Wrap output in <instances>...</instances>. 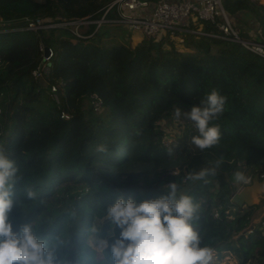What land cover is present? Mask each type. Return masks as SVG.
Instances as JSON below:
<instances>
[{
  "label": "trees",
  "instance_id": "trees-1",
  "mask_svg": "<svg viewBox=\"0 0 264 264\" xmlns=\"http://www.w3.org/2000/svg\"><path fill=\"white\" fill-rule=\"evenodd\" d=\"M111 1L0 0V149L18 167L13 224L31 222L49 242H63L73 264H99L106 253L90 242L89 231L97 208L121 195L158 198L175 183L177 195L198 206L193 224L202 245L220 257L232 254L235 264H264V228L257 223L245 232L256 206L231 201L236 172L264 177V56L240 41L192 32L183 35L185 51L169 36L144 37L135 46L114 42L109 28L121 23L81 25L82 36L71 26H50L100 19ZM223 6L242 39L264 44V3L223 0ZM31 19L50 27L27 29ZM221 20L190 28L222 33ZM42 46L54 55L49 74L35 77ZM213 89L226 97L212 121L219 144L203 151L192 145L197 132L190 122L165 144L175 108L190 111ZM101 145L105 153L96 152ZM212 168L214 174L190 182ZM27 188L37 192L35 200L27 199Z\"/></svg>",
  "mask_w": 264,
  "mask_h": 264
},
{
  "label": "clouds",
  "instance_id": "clouds-1",
  "mask_svg": "<svg viewBox=\"0 0 264 264\" xmlns=\"http://www.w3.org/2000/svg\"><path fill=\"white\" fill-rule=\"evenodd\" d=\"M225 103L226 97L213 89L190 111L175 108L174 119L183 122V118L195 128L197 134L190 143L201 151L219 144V125L212 121L223 113ZM106 151L103 145L96 148L98 153ZM221 163L222 158L215 167ZM210 171L214 174L215 168L203 169L194 178L201 179ZM17 173L16 162L0 149V264H73L62 251L63 242H49L37 234L31 222L13 224L10 213L16 204ZM235 179L247 183L242 172H236ZM177 192V185L170 183L166 194L158 198L137 201L118 196L103 211L104 218L117 230L112 237H101L96 224L89 229L91 239L106 253L99 264H214L215 249L202 245L193 224L198 206L190 196ZM25 195L29 200L37 198L32 188H27Z\"/></svg>",
  "mask_w": 264,
  "mask_h": 264
},
{
  "label": "built area",
  "instance_id": "built-area-1",
  "mask_svg": "<svg viewBox=\"0 0 264 264\" xmlns=\"http://www.w3.org/2000/svg\"><path fill=\"white\" fill-rule=\"evenodd\" d=\"M115 12L116 16L110 18V12ZM222 19L218 25L222 33H208L202 30V27L191 29V23L198 21L216 22ZM2 16L0 15V21ZM105 22L121 23L130 32V34H140L143 37L161 39L169 36L175 43L184 42V33L192 32L196 34H206L216 38H224L242 42L248 49L264 56V44L254 40H244L240 37L237 29L228 14L226 13L223 0H113L104 7L103 15L97 20L80 19L72 22H61L52 26H71L76 35L82 36L80 32L81 25L96 23L99 28ZM45 26L40 19H31L28 22L27 29H39ZM42 46L44 51L43 64L33 71L35 77L48 75L50 72V61L54 55L52 48ZM52 92L57 97V87L53 85ZM95 109H100L102 101L96 96L92 100ZM64 115V114H63ZM169 144L170 142H166ZM247 183L252 181V176H247ZM243 185V186H244ZM230 213V210L226 211ZM218 216V213L215 214ZM264 228V217L258 222ZM253 227L249 232L253 231Z\"/></svg>",
  "mask_w": 264,
  "mask_h": 264
},
{
  "label": "rangeland",
  "instance_id": "rangeland-1",
  "mask_svg": "<svg viewBox=\"0 0 264 264\" xmlns=\"http://www.w3.org/2000/svg\"><path fill=\"white\" fill-rule=\"evenodd\" d=\"M248 26H252V22H250V24L248 25ZM248 26L246 25V26H244L245 28H248ZM110 31H112L113 33H115L116 35H117V39L116 40H113L114 42H121V41H123V40H125V41H127V42H129V43H131V45H136L137 43H139V42H141L142 40L141 39H133L132 40V38H131V34H130V32H129V30L125 27V26H123L122 27V29L121 28H119V27H116V26H110ZM251 31H253V30H251ZM253 32H255V31H253ZM252 32V33H253ZM126 36V37H124V36ZM133 35V34H132ZM128 36V37H127ZM120 37V38H119ZM143 37V36H142ZM123 38H126V39H123ZM144 38V37H143ZM141 40V41H140ZM176 44V46L179 48V49H184L185 51H187L186 50V48H185V46H184V42L183 43H175ZM42 85L44 86V87H47V82H45V81H42ZM1 98V97H0ZM54 98H55V95H54ZM56 100H58V98L56 97L55 98ZM90 104V101L89 100H86L85 101V105L87 106V105H89ZM3 108V107H2ZM182 121L183 122H177L175 119L174 120H172V121H170V122H167V123H165V128H166V132H167V134L169 135V136H167L166 138H165V141L166 142H171V141H173L174 140V138L177 136V135H179L181 132H182V130L184 129V127H185V125L187 124V122H189V121H187V120H183V118H182ZM252 182V181H251ZM250 182V183H251ZM245 183H241V182H237V181H235V186L237 187V189H239V188H241L243 185H244ZM109 205H104V206H99L98 208H97V210H98V213H99V215H98V217H97V219H96V226L100 229V232H99V235L101 236V237H104V238H107V236L109 235V234H112V231H113V226L111 225V223H110V221H108L107 219H105L104 218V216H103V211L108 207ZM255 213H258V214H260L262 217H261V219L264 217V196H263V198H262V200H261V202L258 204V205H256V207H255ZM251 222H252V220H251ZM251 226V225H250ZM249 231V230H248ZM90 242L99 250V252H101L102 253V251L97 247V245H96V243H95V241L94 240H92L91 239V237H90ZM225 257H222V259L220 260L221 262H222V260L224 259ZM215 261V260H214ZM227 261H229V260H227ZM226 264H231V263H229V262H227Z\"/></svg>",
  "mask_w": 264,
  "mask_h": 264
},
{
  "label": "water",
  "instance_id": "water-1",
  "mask_svg": "<svg viewBox=\"0 0 264 264\" xmlns=\"http://www.w3.org/2000/svg\"><path fill=\"white\" fill-rule=\"evenodd\" d=\"M48 51V47L46 48ZM193 178L190 182L194 181ZM264 196V177H261L259 173L253 176L250 184L244 185L232 193L231 201L239 207L244 206H256L258 205ZM251 228L248 227L245 232Z\"/></svg>",
  "mask_w": 264,
  "mask_h": 264
},
{
  "label": "crops",
  "instance_id": "crops-1",
  "mask_svg": "<svg viewBox=\"0 0 264 264\" xmlns=\"http://www.w3.org/2000/svg\"><path fill=\"white\" fill-rule=\"evenodd\" d=\"M258 1L261 3H264V0H258ZM243 28H245V27L243 26ZM249 32L252 33L251 30ZM131 38H132V40L133 39H141V38L143 39V37L140 34H133V35H131ZM261 217L262 216L260 214L254 212L252 219H251L252 222L250 223V225L255 226L261 220ZM215 253H216V255H215V259H214L215 260L214 264H226L227 262H229L231 264L237 263V259L232 254H225L223 256L225 258L221 262L220 260L222 259V257L219 256L217 251H215ZM227 260H229V261H227Z\"/></svg>",
  "mask_w": 264,
  "mask_h": 264
}]
</instances>
